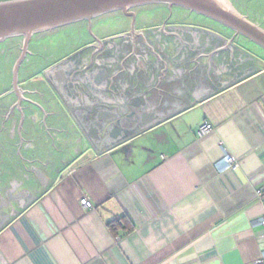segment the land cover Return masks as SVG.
I'll return each instance as SVG.
<instances>
[{
  "label": "crops",
  "instance_id": "crops-1",
  "mask_svg": "<svg viewBox=\"0 0 264 264\" xmlns=\"http://www.w3.org/2000/svg\"><path fill=\"white\" fill-rule=\"evenodd\" d=\"M230 1L264 28V0ZM172 9L185 12V25L204 18ZM165 10L133 7L36 33L27 47L21 36L0 43V197L10 217L0 223V264H254L260 257L264 50L211 19L224 38L203 33L193 41L192 28L162 27L181 44H157V36L149 39L156 44H96L134 32L133 14L160 25ZM95 96L112 106L144 96L157 119L96 149L83 131ZM204 123L212 129L200 135ZM225 151L237 166L220 171Z\"/></svg>",
  "mask_w": 264,
  "mask_h": 264
},
{
  "label": "water",
  "instance_id": "water-1",
  "mask_svg": "<svg viewBox=\"0 0 264 264\" xmlns=\"http://www.w3.org/2000/svg\"><path fill=\"white\" fill-rule=\"evenodd\" d=\"M167 5L169 10L180 7L202 15L230 29L233 39L243 37L264 50V28L240 13L230 0H6L0 1V43L7 38L21 36L27 47L36 33L62 28L67 25L88 21L110 12L148 5ZM135 29L136 14H133ZM219 38L223 35L210 31ZM99 43L101 42L98 41ZM60 77L63 72H59ZM86 101L91 100L85 98ZM94 100V101H93ZM90 107H85L83 131L92 146L109 148L121 143L122 132L129 135L139 127L157 117L146 110L144 96L112 106L108 100L95 96ZM123 138V137H122ZM0 197V211L5 205ZM17 210L16 208H13Z\"/></svg>",
  "mask_w": 264,
  "mask_h": 264
},
{
  "label": "flooded vegetation",
  "instance_id": "flooded-vegetation-1",
  "mask_svg": "<svg viewBox=\"0 0 264 264\" xmlns=\"http://www.w3.org/2000/svg\"><path fill=\"white\" fill-rule=\"evenodd\" d=\"M136 12L143 14V12H151V10L150 9L149 10H145V9L139 10V8H138ZM179 12H182V13L180 14ZM164 14H165L164 18L162 19L160 25H157L154 27H149V25L150 26L152 25V21H149L148 19H146V21L144 20V22H142V20H143L142 16L140 15L141 16L140 17L139 14L137 13V19H136L137 23H136V28H135L134 32L132 29H130L129 31L124 32V34L121 33L118 36L111 37L109 39L103 40L100 43L98 42L96 44H156V42L149 40L151 37L155 38L156 36L158 37V39H160V41H162L161 43H157V44H171V42H174V41H179L178 44H181L182 40L179 37L172 36V34H170V32L169 33L163 32L162 27H165V28L166 27L167 28L172 27V28H176L178 30L180 29L181 31H183L187 27L192 28L193 29L192 31L195 30L199 33L197 36L195 35L196 38L193 41H198V40L201 41V39L203 37L202 36L203 33L206 35H209L211 37H214V38L217 37L208 31V30L214 31V29H211L214 27V25L212 23H210L209 19H207L205 17L204 18L201 17L198 20L196 19L197 24H195V25H185L182 23L183 21L187 20V19H185V17H182L185 15V12L172 9V10H168V12H166V10H165ZM160 20H161V18H160ZM143 23H144V25H147V26H144ZM219 34H221V33H219ZM230 34L232 36L233 32ZM129 38H133L134 41H127V39H129ZM240 38H243V37H239L237 40L239 41ZM20 45L23 46V44H20ZM27 56H26V60H27ZM28 59H29V57H28ZM7 195H8L9 199L12 197L10 194H7ZM5 203H6L5 204L6 206L9 205L8 200H5ZM6 206H2V208H1L0 223H3L4 221H7L10 218L8 216H2L3 214H1L3 208ZM16 211H18V209L17 210L13 209V212H16Z\"/></svg>",
  "mask_w": 264,
  "mask_h": 264
},
{
  "label": "built area",
  "instance_id": "built-area-1",
  "mask_svg": "<svg viewBox=\"0 0 264 264\" xmlns=\"http://www.w3.org/2000/svg\"><path fill=\"white\" fill-rule=\"evenodd\" d=\"M212 129V125L209 123H204L199 130L200 135H204L207 132H209ZM237 166V160L233 156H231L227 151L224 152V156L221 160H219L216 164V167L220 171H226L230 169H234ZM258 195L260 196L261 200L264 203V191H258ZM81 205L86 209H92L94 208V205L91 201H89L87 198H83L81 200ZM258 223L263 226L264 228V216H262ZM262 237L264 238V229L262 231ZM254 264H264V250L261 252L260 257L254 262Z\"/></svg>",
  "mask_w": 264,
  "mask_h": 264
},
{
  "label": "rangeland",
  "instance_id": "rangeland-1",
  "mask_svg": "<svg viewBox=\"0 0 264 264\" xmlns=\"http://www.w3.org/2000/svg\"><path fill=\"white\" fill-rule=\"evenodd\" d=\"M156 11H157V9L154 10V11H152V14L154 15V17H155V13H156ZM152 14H150V15H152ZM59 42H61V41L59 40L58 37H56V38L54 39V41H53V44H58Z\"/></svg>",
  "mask_w": 264,
  "mask_h": 264
},
{
  "label": "trees",
  "instance_id": "trees-1",
  "mask_svg": "<svg viewBox=\"0 0 264 264\" xmlns=\"http://www.w3.org/2000/svg\"><path fill=\"white\" fill-rule=\"evenodd\" d=\"M0 1H2V0H0Z\"/></svg>",
  "mask_w": 264,
  "mask_h": 264
}]
</instances>
